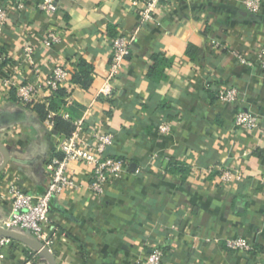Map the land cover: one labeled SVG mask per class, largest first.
<instances>
[{"label": "crops", "instance_id": "1", "mask_svg": "<svg viewBox=\"0 0 264 264\" xmlns=\"http://www.w3.org/2000/svg\"><path fill=\"white\" fill-rule=\"evenodd\" d=\"M16 1L0 0L10 12L0 35L1 78L40 84L55 65L68 68L57 114L82 119L84 136L112 133L107 151L127 163L123 179L109 183L101 198L89 189L91 168L73 166L77 187L50 203L47 248L56 263L131 264L161 248V264H264V124L251 131L233 125L238 111L264 112V71L257 65L264 0L257 18L242 0H164L165 10L144 24L136 0H56L58 10L49 15L38 10L40 0H19V9ZM136 28L112 97L100 96L111 40ZM50 31L60 40L46 47ZM25 45L34 49L32 62ZM81 61L91 67L88 88L72 82ZM227 85L237 87L238 99L218 104L217 91ZM49 96L39 89L28 103L48 105ZM161 121L171 123L170 135L159 134ZM54 133L0 80V144L8 155L0 170V226L12 210V188L45 190L46 165L59 156ZM4 159L0 149V165ZM228 168L243 179L221 183ZM235 236L254 250L227 249L224 240ZM0 264L51 262L13 240L1 249Z\"/></svg>", "mask_w": 264, "mask_h": 264}, {"label": "built area", "instance_id": "2", "mask_svg": "<svg viewBox=\"0 0 264 264\" xmlns=\"http://www.w3.org/2000/svg\"><path fill=\"white\" fill-rule=\"evenodd\" d=\"M263 0H242L245 8L255 13L258 11ZM134 4H140V24L147 23L154 18L156 12L165 10L164 0H136ZM15 8H22L21 1L14 3ZM38 10L49 15L58 10L56 0H40L37 4ZM10 18L7 7L0 6V35ZM138 29L131 34H117L110 43V58L108 70L104 76L103 83L99 88V95L110 98L114 93V84L122 73L124 64L130 56L136 42ZM59 35L53 31L47 32L43 39V44L50 47L58 43ZM34 49L24 46L25 58L32 62ZM242 64H250L242 55L236 54ZM4 57L0 55V80L7 89H15L16 97L21 103L33 101L39 89H44L50 96L67 82L70 70L63 65H55L49 71L47 77L40 84L31 82L17 83L11 78H1V66ZM257 65L264 71V47L259 50ZM238 99V89L234 85H227L217 91L218 104L230 105ZM66 104L70 103L67 99ZM56 113L50 111L44 119V123L49 129H53L52 117ZM64 118H69V114H63ZM75 129L69 135L56 134V148L59 156L51 158L46 165L48 177L47 186L41 194L24 193L16 188H12L13 196L12 210L10 216L3 221L2 226L12 231H24L31 237L41 241L44 246H48L50 239L46 233V226L49 222L50 203L53 198L64 192L75 189L77 186L72 177L73 166L86 164L91 168L89 189L96 198H101L106 186L109 183L118 182L123 179L126 172V160L112 156L108 153V148L114 143L115 136L112 133H103L99 129L91 130L89 136L82 134V119L73 122ZM264 124V112L253 114L251 112L238 111L233 118V125L245 130H254ZM161 135H170L172 126L170 122L161 121L157 126ZM243 179V174L234 169H224L219 175V181L223 184L239 182ZM260 183L264 187V174L260 178ZM225 247L232 251L251 252L254 244L242 237H228L224 240ZM11 238L0 235V251L3 247L11 245ZM164 252L161 248L153 249L142 259H138L131 264H161Z\"/></svg>", "mask_w": 264, "mask_h": 264}, {"label": "trees", "instance_id": "3", "mask_svg": "<svg viewBox=\"0 0 264 264\" xmlns=\"http://www.w3.org/2000/svg\"><path fill=\"white\" fill-rule=\"evenodd\" d=\"M91 67L81 61L78 64L77 71L72 75V82L78 84L83 88H88L91 83ZM64 91L63 89H59L54 96L49 98L48 105L44 104H33L26 103L27 107H32V109L38 114L41 120H44L50 111L55 112L56 114L52 117L53 121V131L57 134L69 135L71 134L75 126L70 118H64L57 114L58 109L64 103L63 100ZM172 170L182 171L184 168L177 167L176 163H171Z\"/></svg>", "mask_w": 264, "mask_h": 264}, {"label": "water", "instance_id": "4", "mask_svg": "<svg viewBox=\"0 0 264 264\" xmlns=\"http://www.w3.org/2000/svg\"><path fill=\"white\" fill-rule=\"evenodd\" d=\"M250 16L253 18H257V16L254 13H251ZM0 149L5 153V159L3 163L0 165V170H1L8 160V155L5 148L1 144H0ZM0 235L11 238L12 240H19L32 245L39 253L45 254V256L48 258L51 264H57L50 250L46 246H44L41 241L31 237L28 233L24 235L9 229H5L0 226Z\"/></svg>", "mask_w": 264, "mask_h": 264}]
</instances>
